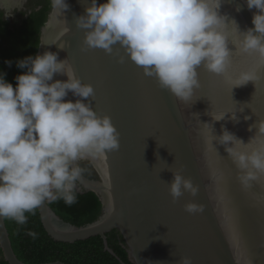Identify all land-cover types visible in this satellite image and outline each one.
<instances>
[{"label": "water", "instance_id": "95a60500", "mask_svg": "<svg viewBox=\"0 0 264 264\" xmlns=\"http://www.w3.org/2000/svg\"><path fill=\"white\" fill-rule=\"evenodd\" d=\"M32 1L0 0V12L12 21L20 12L29 14ZM66 3L69 7L59 15L50 5L36 54L48 50L57 52L61 60L69 59L82 82L93 86L94 96L88 100L98 114L110 116L120 134V147L79 162L84 171L76 191L97 195L101 204L97 217L75 225L46 202L36 209L46 233L66 243L98 235L104 250L117 257L106 236L116 229L134 264H179L183 256L191 257L192 264H264V174L257 173L244 187L239 179L242 170L224 145L213 140L223 125L248 143L258 131L257 122L264 121V63L258 55L236 49L233 43L238 41L230 35L228 48L233 54L228 74L251 72L255 79L232 88L234 81L226 82L224 76L201 66L199 87L185 103L146 76L119 44L113 46L112 54L83 46L85 30L77 27L75 19L86 15L91 0ZM219 11L227 14L225 31L230 33L233 18L241 30L254 27L252 16L258 10H250L246 0H223ZM56 79L67 76L54 74ZM77 98L71 91L65 97ZM235 112L238 122L231 119ZM220 113L225 118L214 121L212 116ZM258 146L257 138L251 148ZM177 170L199 186L195 196L184 192L173 200L168 182L173 179L171 171ZM189 201L203 210L187 212L184 205ZM0 250L8 264H28L15 254L5 219H0Z\"/></svg>", "mask_w": 264, "mask_h": 264}, {"label": "clouds", "instance_id": "9594fccd", "mask_svg": "<svg viewBox=\"0 0 264 264\" xmlns=\"http://www.w3.org/2000/svg\"><path fill=\"white\" fill-rule=\"evenodd\" d=\"M222 2L91 0L86 15L78 16L75 23L85 30L83 46L87 49L112 54L113 46L119 44L146 76L154 77L161 88L187 103L199 87L197 69L201 66L224 76L226 82L234 81L232 88L255 79L251 72L228 74L233 54L228 48L230 35L238 41L233 43L236 49L256 53L264 63V0H246L250 10H258L252 16L254 27L241 30L233 18L230 33L225 31L228 16L219 11ZM50 4L57 15L69 7L66 0H50ZM123 61L120 56L119 62ZM6 63L11 66L12 62ZM17 67L26 71L15 77V87L0 73V219L24 225L26 213L35 214L46 202L76 203V186L84 171L79 162L118 150L120 134L109 115L93 109L88 98L94 96V88L82 82L68 58L61 60L57 52L45 50L18 60ZM54 74L67 79L53 80ZM69 91L78 98L65 99ZM225 113L212 118L223 120ZM231 119L238 122L236 112ZM255 127L258 131L248 143L223 125L221 134L213 139L224 145L242 170L239 179L244 187L257 173L264 174V121ZM257 138L259 146L251 148ZM171 172L173 179L168 183L174 201L184 192L197 194L199 186L190 177L179 170ZM184 207L189 213L203 210L194 201ZM179 264H192L191 257H181Z\"/></svg>", "mask_w": 264, "mask_h": 264}, {"label": "trees", "instance_id": "16d2710c", "mask_svg": "<svg viewBox=\"0 0 264 264\" xmlns=\"http://www.w3.org/2000/svg\"><path fill=\"white\" fill-rule=\"evenodd\" d=\"M50 0H35L29 3L31 12H20L12 21L5 20L0 12V73L15 87V77L26 69L17 67V61L35 56L39 45L40 27L46 20ZM36 9V7H38ZM6 61H11L9 66ZM77 202L71 206L63 200L47 202L65 221L83 225L94 220L100 211V201L92 191L77 192ZM24 225L5 219L13 250L25 263L37 264L60 260L67 264H134L128 259L121 234L112 229L106 233L108 245L117 257L104 250L100 236H92L73 243L53 240L44 230L38 211L26 213ZM29 233H35V237ZM0 264H8L0 250Z\"/></svg>", "mask_w": 264, "mask_h": 264}]
</instances>
